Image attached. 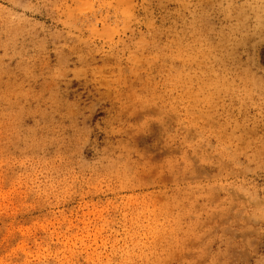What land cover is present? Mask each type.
<instances>
[{"label": "clouds", "instance_id": "obj_1", "mask_svg": "<svg viewBox=\"0 0 264 264\" xmlns=\"http://www.w3.org/2000/svg\"><path fill=\"white\" fill-rule=\"evenodd\" d=\"M0 264H264V0H0Z\"/></svg>", "mask_w": 264, "mask_h": 264}]
</instances>
